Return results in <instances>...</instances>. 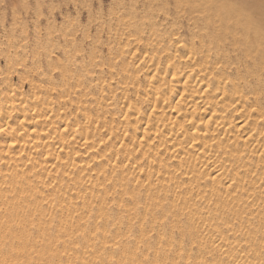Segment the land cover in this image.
Wrapping results in <instances>:
<instances>
[{"label": "bare ground", "instance_id": "obj_1", "mask_svg": "<svg viewBox=\"0 0 264 264\" xmlns=\"http://www.w3.org/2000/svg\"><path fill=\"white\" fill-rule=\"evenodd\" d=\"M42 3L0 38V264H264V0L118 2L81 39Z\"/></svg>", "mask_w": 264, "mask_h": 264}, {"label": "rangeland", "instance_id": "obj_2", "mask_svg": "<svg viewBox=\"0 0 264 264\" xmlns=\"http://www.w3.org/2000/svg\"><path fill=\"white\" fill-rule=\"evenodd\" d=\"M39 1V0H38ZM43 3L41 9L43 16L40 17V34L44 35L47 29L45 19L49 16L57 19V25L61 26L62 18L69 16L78 20L74 36L81 39L83 30L88 28L92 35L99 17L106 19L108 12L115 7L118 2L128 3V0H41ZM145 2V0H141ZM37 0H0V38L4 31L10 28V21L14 11L19 12V17L26 21L30 26L34 23ZM26 5V8L22 7ZM142 4V3H141ZM91 16V17H90ZM74 22V21H72ZM75 23V22H74ZM75 27V25H74ZM89 42V40H87ZM86 40L83 42L85 48L89 44ZM87 42V43H86Z\"/></svg>", "mask_w": 264, "mask_h": 264}, {"label": "snow or ice", "instance_id": "obj_3", "mask_svg": "<svg viewBox=\"0 0 264 264\" xmlns=\"http://www.w3.org/2000/svg\"><path fill=\"white\" fill-rule=\"evenodd\" d=\"M76 55L78 56L79 53H77ZM131 55H132L133 59L135 60V58H136V56H137V53H136V52H132ZM187 59H188L189 61H193V60H194V57L190 55V56L187 57ZM115 63H116L117 65H119V64H120V60L117 59V60L115 61ZM141 63H142V62H141ZM132 66H135V67L139 68V65H134L132 62H129V68H131ZM220 67H222V65H219V64H218V65H217V72L213 73V76H215L216 74H218V69H219ZM56 71L59 72L60 69H56ZM115 71H116V69L113 68V69H112V72L115 73ZM127 74L130 75V74H131L130 71H129ZM209 78L211 79L212 77H209ZM173 79H175V77H173ZM113 82H115V81H113ZM28 83H30V81H25V84H26V85H27ZM224 83H225L226 85H231V84H232V80H231V79L225 80ZM35 86H36L38 89H43V87H44L43 84H41V83H39V82H35ZM72 87H73V91H74L76 94H79L81 91H83V89H82L81 87H79V86H72ZM64 90H65L64 88H61V89H59V92L62 94ZM51 91L53 92V94H56V93H57V89H55V88L51 89ZM41 94H42V93H41ZM13 95L15 96L16 94L13 93ZM177 95H179V93H177ZM227 95H228V92H227V90H225L224 95L221 96L220 99H221V100L225 99V98L227 97ZM38 98H40L39 95H38ZM181 98H183V97H181ZM21 99H22V98H21ZM66 99H70V97H68V98H66ZM126 99H127V98H126ZM156 99H157V101H159L160 97L157 96ZM243 99H244V100L246 101V103H247V109H246V111L249 113V116L247 117V119H252L253 117L256 116V113L259 112V117H258V119H259V121L262 123V125H264V92H261L258 96H255V98H254L253 96H250V95H245V96L243 97ZM109 103H111V102L109 101ZM165 104H166V105L168 104V100H165ZM25 107H27V105H25ZM125 107H127V108L129 109V111H131V105H130V104H127V103H126V104H125ZM158 107H159V104H157L156 106H154V107L152 108V112H156V110H157ZM11 108H13V109L15 108V104H14V103L11 105ZM171 111H172V113H173L174 115H176V113H177V109L173 108ZM242 111H244V110H242ZM13 114H14V113H13L12 111H9V112H8L7 119H8L9 121L12 119ZM34 115H35V113H34ZM85 115H87V113H85ZM123 115H124V118H125V119L128 118V113H123ZM3 116H4V112H3V111H0V117H3ZM45 118L47 119L48 117L45 115ZM181 118H183V116H181ZM89 121H90L91 123L95 122V120H93L91 117L89 118ZM36 122H37V124H38V123H39V119H37ZM175 122H176V121H173V123H175ZM201 122H203V121H201ZM21 123L23 124V121H21ZM186 123L189 124V125H193V126H195V125L193 124V121H192V120H187ZM217 126L219 127V125H217ZM98 127H100V125H98ZM6 130H7V129H6L5 127L0 126V133H4ZM78 130H79V129H78ZM14 131H15V130H14ZM65 133H66V134L68 133V129H67V128L65 129ZM202 134L205 135V136L207 135L206 133H202ZM125 135H127V133H125ZM73 139H75L74 136H73ZM109 139H111V137H109ZM140 139H141V141H142V143H143V142H144V141H143V138H140ZM213 142H215V141H213ZM65 143H68V141H65ZM101 143H104V142L101 141ZM85 144H88V142L85 141ZM192 144H194L197 148L200 147V143H199V141L196 140L195 138H193V140H192ZM7 146H8L9 148H13V147H15L14 143H8ZM62 151H63V150L61 149V152H62ZM93 151H95V149H94ZM77 155H79V153H77ZM45 159H47V157H46ZM57 159H59V157H57ZM231 187H232V185H229V188H231Z\"/></svg>", "mask_w": 264, "mask_h": 264}]
</instances>
